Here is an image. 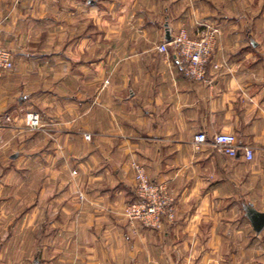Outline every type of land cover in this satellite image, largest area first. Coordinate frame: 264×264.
Here are the masks:
<instances>
[{
  "label": "crops",
  "instance_id": "0c3cea01",
  "mask_svg": "<svg viewBox=\"0 0 264 264\" xmlns=\"http://www.w3.org/2000/svg\"><path fill=\"white\" fill-rule=\"evenodd\" d=\"M199 22L204 83L157 49ZM0 47V264H264V0H0ZM133 162L173 190L161 232L123 216Z\"/></svg>",
  "mask_w": 264,
  "mask_h": 264
},
{
  "label": "built area",
  "instance_id": "2783aa9c",
  "mask_svg": "<svg viewBox=\"0 0 264 264\" xmlns=\"http://www.w3.org/2000/svg\"><path fill=\"white\" fill-rule=\"evenodd\" d=\"M197 28L199 33L195 38H191L187 31L182 29L169 44H161L157 49L161 54H167L172 48L184 77L194 82L204 83L208 79L207 68L211 62L220 29L212 24L200 22L197 23ZM13 67L12 52L0 47V79ZM213 68L217 70L219 66L214 65ZM24 123L28 129L32 130L42 127L40 115L34 112L26 114ZM85 139L89 140L90 136L86 135ZM208 141L205 134L194 137L197 148ZM212 144L219 153L229 158L237 157L241 151L233 134H217L213 137ZM242 151L247 161L254 159V151L251 147L246 146ZM131 168L135 172L134 199L124 206L123 216L132 227L140 225L146 230L161 232L176 219L177 205L173 190L167 183L152 181L141 164L133 162Z\"/></svg>",
  "mask_w": 264,
  "mask_h": 264
},
{
  "label": "rangeland",
  "instance_id": "374dc122",
  "mask_svg": "<svg viewBox=\"0 0 264 264\" xmlns=\"http://www.w3.org/2000/svg\"><path fill=\"white\" fill-rule=\"evenodd\" d=\"M259 9H260V8H257V9L254 8V10H256V11H258ZM24 126H25V123H24ZM25 127H26V126H25ZM42 127H43V124H42ZM42 127H41V128H42ZM26 128H27V127H26ZM41 128H40V129H41ZM27 129H28V128H27ZM28 130H29V132H35V131H37L38 129H35V130L28 129ZM127 224H128V223H127ZM129 226H130V225H129ZM130 227H131V226H130ZM132 228L134 229L135 227H132ZM133 232H135V230H133ZM135 233H136V232H135Z\"/></svg>",
  "mask_w": 264,
  "mask_h": 264
},
{
  "label": "water",
  "instance_id": "95a60500",
  "mask_svg": "<svg viewBox=\"0 0 264 264\" xmlns=\"http://www.w3.org/2000/svg\"><path fill=\"white\" fill-rule=\"evenodd\" d=\"M263 228H264V222H262V223L260 224V227L257 228V232H261Z\"/></svg>",
  "mask_w": 264,
  "mask_h": 264
}]
</instances>
